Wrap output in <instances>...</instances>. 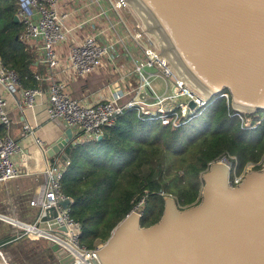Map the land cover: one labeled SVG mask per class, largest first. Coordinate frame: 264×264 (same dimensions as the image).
<instances>
[{
    "label": "water",
    "instance_id": "water-1",
    "mask_svg": "<svg viewBox=\"0 0 264 264\" xmlns=\"http://www.w3.org/2000/svg\"><path fill=\"white\" fill-rule=\"evenodd\" d=\"M127 1L204 100L227 90L234 109H264V0ZM13 21L19 23L17 15ZM64 134L47 147L51 161L72 139L70 127ZM201 180L198 203L181 208L175 197L164 196L161 217L149 226L130 210L95 249L94 264H264V161L234 186L218 160ZM57 216L52 206L40 222ZM50 248L59 264L75 263L58 244Z\"/></svg>",
    "mask_w": 264,
    "mask_h": 264
},
{
    "label": "built area",
    "instance_id": "built-area-1",
    "mask_svg": "<svg viewBox=\"0 0 264 264\" xmlns=\"http://www.w3.org/2000/svg\"><path fill=\"white\" fill-rule=\"evenodd\" d=\"M75 1L67 0L66 4L71 7L62 9V0H17L15 12L21 24L18 38L32 53L34 62L44 67L42 73H34V78L39 82L47 83L46 111L48 118L58 123L63 121L71 128V144L102 136L104 130L112 127L117 118L127 110H134L137 117L142 120H158L162 126L176 129L199 115L216 98L218 94L204 100L202 95L179 77L169 62L161 56L158 47L145 41L150 33L142 21L139 19L131 24L125 16L124 11L130 9L127 0H106L108 8L101 6L100 0H90L88 4L97 5L98 10L78 19L75 14L79 7H75ZM88 4L86 3L84 7H88ZM98 19L102 23L94 25L92 32H87L86 26L93 24ZM120 28L124 30L127 38L135 43L133 45L142 55L140 61L134 57L131 58L132 67L126 73L121 74L122 79L134 76V83L108 84L107 88L110 87V89L107 95L93 103L70 96L64 90V81L55 75L86 76L99 69L104 58H108L110 64L115 66L112 58L114 42L107 37L106 29L117 33ZM121 38L120 36L116 42ZM64 44H67L66 47H63ZM156 78H162L166 87L167 82L170 83L168 92L160 93L154 88L152 82ZM0 87L12 96L19 93L23 98L24 105L31 109L36 105L37 97L42 94L39 86H24L17 71L5 67L1 62ZM221 95L227 100L230 97L228 92H222ZM190 102L193 103V107L189 106ZM241 118L243 124L244 118H246V124L249 123V116L244 118L241 116ZM0 125L6 129L5 134H0V183H2L17 179L22 175L14 159L15 155L22 150L18 141L8 132L12 125V119L2 92H0ZM249 127L252 126L247 128ZM23 133L25 135L34 134L29 122L24 123ZM34 137L35 143L41 146L42 141L38 137ZM65 157L63 162L58 163L61 157L57 156L52 164L48 165L44 171L45 182L42 192L35 194L29 201L30 205L38 208V217L31 224L50 233L48 238L38 233L32 236L28 230H19L22 235L44 238L58 244L73 256L75 262L73 264H94L95 261L98 262L94 253L95 249H89L81 244L82 224L71 216V199L61 192L60 180L65 167L69 164L68 156L65 155ZM218 161L229 168L231 186L240 183L243 176L252 168V164L247 163L241 172H237V159L228 153H223ZM66 200L69 201V204L62 207L61 202ZM144 200V197H141L131 210L142 215L139 207ZM52 206L57 209L58 216L50 217L45 223H41V214ZM60 225H64L66 229H61ZM56 238L77 248L83 257L75 256Z\"/></svg>",
    "mask_w": 264,
    "mask_h": 264
},
{
    "label": "trees",
    "instance_id": "trees-1",
    "mask_svg": "<svg viewBox=\"0 0 264 264\" xmlns=\"http://www.w3.org/2000/svg\"><path fill=\"white\" fill-rule=\"evenodd\" d=\"M16 8L17 0H0V62L17 71L24 86L32 87L35 60L18 38L21 24L13 21ZM226 100L218 94L199 115L176 129L158 120H142L134 110H127L100 139L68 145L69 164L60 187L71 199V216L82 224L80 242L89 249L95 241L104 243L141 197L146 200L141 226L161 217V192L172 194L181 208L198 203L201 173L223 153L236 157L237 172L249 162L259 169L264 155V109L243 113ZM251 115H256L253 126L245 128L240 116ZM164 165L182 173L165 177ZM142 166L148 168L144 178L135 171Z\"/></svg>",
    "mask_w": 264,
    "mask_h": 264
},
{
    "label": "crops",
    "instance_id": "crops-1",
    "mask_svg": "<svg viewBox=\"0 0 264 264\" xmlns=\"http://www.w3.org/2000/svg\"><path fill=\"white\" fill-rule=\"evenodd\" d=\"M66 2L67 0H62V9L71 7L66 4ZM89 2L90 0L75 1V7H79L75 14L77 19L93 14L98 10L97 5L88 4ZM86 3L88 4V7H84ZM100 4L101 6L108 8L107 2H102V0H100ZM98 23L101 24L102 21L98 19L93 22V24L87 25V32H92V27ZM106 34L107 37L114 42L112 58L115 62V66L110 64L108 58H104L99 69L86 76L82 77L69 76L68 74H56L55 76L58 79L64 81V90L70 96L83 99L85 102L93 103L99 98L107 95L110 89V87L107 88L108 84L110 85L113 83L115 85H123L124 83H134V76H130L127 79H122L121 74L126 73L127 70L132 67L131 58L133 59L134 55L130 49V45L135 43L127 38L122 28H120L117 33L106 29ZM120 36L122 37L121 40L116 42ZM66 45L67 44H64L63 47H66ZM34 64L36 66L35 72L42 73L44 71V67L42 65L36 64V62H34ZM33 81L35 82L34 86H39L41 88L42 94L37 97L36 105L32 109L24 105L23 98L19 93H17L15 96H12L0 87V92H2L5 96L7 101V110L12 119V125L10 131L8 132L18 141L22 150L14 157L15 164L22 175L17 179L2 182V184H0V195L5 197L4 203H7L6 205H9V207L17 208V206L20 205L21 207H25L26 209L34 212V214L38 217V208H36V206L30 205L29 201L34 197L35 194L42 192L43 183L45 182L44 171L48 165L52 164L53 162L49 156H46L47 147L56 142L59 138L65 136L64 132L66 128H68V125H66L63 121L58 123L48 118L46 111L47 83L44 81H37L34 76ZM25 122H29L32 126L34 131L33 135H25L23 133V125ZM5 133L6 129L3 127V130L0 132V134ZM34 136L38 137L42 141L41 146L35 143ZM65 148L54 155V158L57 156L61 157L59 158L58 163L63 162L66 158ZM60 166H62V164H60ZM0 218L8 222V218L3 216L1 213ZM35 220L36 217H34L32 220H27V222L32 223ZM51 225L53 224L51 223ZM25 226L30 225L25 224ZM30 227L31 230H26H29L33 235H37L35 233L45 234L38 230L40 228H36L35 226ZM17 228L24 229L20 227ZM14 237L15 236L12 235L9 238L15 239ZM30 239H32V237H30ZM1 245L3 244H0V264H23V262H14L12 257L13 254L7 249H2ZM26 259L29 260L30 263L27 261V263L24 262V264H34L33 259L25 258L24 261Z\"/></svg>",
    "mask_w": 264,
    "mask_h": 264
},
{
    "label": "rangeland",
    "instance_id": "rangeland-1",
    "mask_svg": "<svg viewBox=\"0 0 264 264\" xmlns=\"http://www.w3.org/2000/svg\"><path fill=\"white\" fill-rule=\"evenodd\" d=\"M102 2H107V1L102 0ZM129 10L124 11L125 16H126L127 20L129 21V23L134 24L140 18L138 17V15L136 14L135 10L132 8L131 5H130ZM145 41L148 44H155L157 47H159L158 42L154 39V37L151 34L148 35V39L147 40L145 39ZM130 49H131L134 57L137 60H139V61L142 60V55H140L137 48L133 44L130 45ZM158 49L160 50L161 56L163 58H165V60H167L166 59L167 57H164L162 55L160 47ZM172 68H173V66H172ZM175 72L179 75V73L177 71H175ZM179 77L182 78L180 75H179ZM182 80L184 82H186L183 78H182ZM152 84H153L154 88L160 93L168 92L170 89V83L167 82V87H166L165 86L166 83L164 82V80L162 78L154 79ZM229 99H230V103L229 102L228 103L231 105V98L229 97ZM226 101H228V100H226ZM238 111H240V110H238ZM240 112L245 113L244 111H240ZM249 117H250V120H249L248 124H246V122H245L246 118H244L243 126L245 128H247L248 126H253V125H249V124L250 123L252 124V119L255 118L256 115H251ZM240 119H242L241 116H240ZM242 121H243V119H242ZM249 128H251V127H249ZM262 159L264 161V155H263ZM164 168H165L164 169V176L165 177H167L168 175L172 176V174H174L175 172L178 174L182 173L181 170L180 171H176V169L167 170V165L166 166L164 165ZM135 171L141 178H144L146 176V174L148 173V168H147V166H142L139 169H135ZM0 184H2V183H0ZM161 194L163 196H167V195L173 196L172 194L166 193V192H161ZM144 199H145V197H144ZM4 202H5V197L0 195V213L1 214L14 217V218L18 219L19 221H22V222H24L30 226H33V224H31V222L30 223L27 222V220H32L34 217H36V219H37V216L34 214V212L26 209L25 207H21L20 205H18L17 208L16 207L12 208V207H9V205H6L7 203H4ZM145 203H146V200H144L142 205L139 207V209L142 211V213H143V208H144ZM192 204H195V202ZM188 205L189 204H187L185 206H188ZM21 233L22 232L19 230V228L11 225L10 223H8V222H6L0 218V242H1L0 244H3V245H1L2 249H7L8 251H10V253L13 254L12 257H13L14 262H16V263H22L23 262V264H24V262H26V263H27V261L29 262V260H27V259L24 261L25 258H31L34 260V264H59L57 256L55 255V253L50 248L51 244L53 243L52 241H50L48 239H44V238L43 239L42 238L30 239V236H28L27 234L22 235ZM30 234L33 236L32 233H30ZM12 235L15 236L14 237L15 239L9 238ZM42 235H44L46 238H48L46 234H42ZM33 239H35V240H33ZM81 244L83 246L87 247L85 244H83V243H81ZM102 244L103 243H101L100 241H98V242L95 241V247L93 249L98 248ZM17 251H19V252H17Z\"/></svg>",
    "mask_w": 264,
    "mask_h": 264
},
{
    "label": "bare ground",
    "instance_id": "bare-ground-1",
    "mask_svg": "<svg viewBox=\"0 0 264 264\" xmlns=\"http://www.w3.org/2000/svg\"><path fill=\"white\" fill-rule=\"evenodd\" d=\"M146 28V27H145ZM159 45V44H158ZM160 47V45H159ZM161 49V52H162V55L164 57H167L166 54L164 53V51L162 50V48L160 47ZM169 63L172 65V63L170 62V60L168 59V57L166 58ZM173 66V65H172ZM174 68V66H173ZM174 70L176 71V69L174 68ZM187 83V82H186ZM188 84V83H187ZM3 215V214H2ZM3 216H6L8 218V223H10L11 225L15 226V227H20V228H24V229H30L31 230V227L30 226H25L26 223L22 222V221H19L18 219L14 218V217H11V216H8V215H3ZM35 226V225H33ZM36 227V226H35ZM36 228H39V227H36ZM40 230L41 232L45 233L47 236L50 234L48 232H44L43 230L41 229H38ZM29 231V230H28ZM31 233V232H30ZM51 237V236H49ZM57 239V238H56ZM59 243H61L62 245H64L65 247H67L69 250H71V252L77 256L78 258H82V253L81 251H79L77 248L73 247L72 245H70L68 242L62 240V239H57Z\"/></svg>",
    "mask_w": 264,
    "mask_h": 264
},
{
    "label": "flooded vegetation",
    "instance_id": "flooded-vegetation-1",
    "mask_svg": "<svg viewBox=\"0 0 264 264\" xmlns=\"http://www.w3.org/2000/svg\"><path fill=\"white\" fill-rule=\"evenodd\" d=\"M263 158V157H262ZM261 158V160L259 161V162H262L263 161V159ZM249 163H251V162H249ZM252 164V168H251V170H253L254 169V163H251ZM237 166V165H236Z\"/></svg>",
    "mask_w": 264,
    "mask_h": 264
}]
</instances>
